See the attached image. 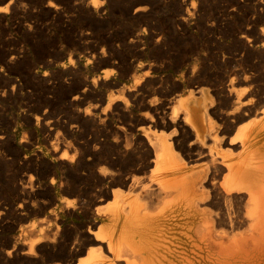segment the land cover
I'll list each match as a JSON object with an SVG mask.
<instances>
[{"label":"bare ground","instance_id":"obj_1","mask_svg":"<svg viewBox=\"0 0 264 264\" xmlns=\"http://www.w3.org/2000/svg\"><path fill=\"white\" fill-rule=\"evenodd\" d=\"M202 2L135 0L127 21L140 31L118 37V46L162 58L127 66L113 45L84 60L70 52L47 74L50 89L80 84L67 101L70 115L29 103L16 144L0 130L7 190L34 193L26 172L48 199L69 184L89 193L87 179L124 188H96L92 221L70 242L57 212L47 223H0V264H46L56 251L55 264H264V83L254 74L256 63L264 69V0L222 2L207 15ZM4 3L0 13L11 0ZM96 9L86 18L98 24ZM161 9L173 12L171 32L154 27ZM100 57L116 69L98 70ZM156 85L158 100L146 103ZM168 88L182 94L171 97ZM82 96L97 103L74 106Z\"/></svg>","mask_w":264,"mask_h":264},{"label":"rangeland","instance_id":"obj_2","mask_svg":"<svg viewBox=\"0 0 264 264\" xmlns=\"http://www.w3.org/2000/svg\"><path fill=\"white\" fill-rule=\"evenodd\" d=\"M7 1L8 0H0V9L6 4L4 2ZM202 1L203 2L198 6L202 10L201 12L204 13V15H207L209 12L216 10L220 3H226L231 0ZM134 2L135 0H11L7 12L0 13V130L8 131L11 134L13 133L15 137L14 143L16 144L21 138L23 130L28 127L23 122L21 116L22 111L29 107L30 104V107L32 108L42 109V111H55L56 113H59L60 116L70 115L68 114L69 110L67 104H69L68 102L73 96L80 93V84L75 82L66 89H50L49 83H51L53 79L49 80V76H47V74H50L51 68H54V70L59 68V63L65 61L67 57L66 55L70 52L80 55L84 60L91 57L90 55H99L102 49H105L107 45H113L117 46L118 61L122 60L124 65L127 66H136L140 63H148L154 59L162 58V55L159 53L153 55L152 53L145 51L142 52L137 50V52H132L127 48L118 46L119 38L128 35L130 32L137 30L140 31V27L136 25V23L131 24L127 21L129 15L133 14V8H131V11L130 7ZM91 4H96V10H98L96 11V16L100 19H104L103 22L96 24L88 21L86 15L88 12H92V10L90 11ZM99 9H101V11ZM172 14L173 12L169 10H159L158 14L155 16L160 23L155 19L153 21L155 25L154 27L157 29L163 28L164 30L171 32L173 30V25H170L169 22L171 21ZM165 15H167V18H164ZM87 31L88 33L86 34ZM109 32H112V34H109ZM186 43L189 44L188 41ZM60 52H63L64 54H60ZM14 54L16 56L18 55L17 58L15 60H10V56ZM48 60L51 63L53 62L55 67L45 66V62ZM96 64H98V67L100 68L98 70L100 71L116 69L114 64H112L107 57H100L97 59ZM256 64L257 68L254 74L256 75L258 84H261L264 83V69L259 67L260 63ZM212 68H215V66ZM91 72L92 70L90 69V71L87 72V75L91 74ZM42 74H46L45 81L41 78ZM154 88L155 90L145 97V99H147L144 100L146 103L149 101L151 102V100L152 102L158 100L159 94H157V90L160 87L156 85ZM168 92L169 94L172 93L170 96H174V98L182 94L180 89L172 90L171 88H168ZM153 98L157 99L154 100ZM95 103H97V101L94 97L82 96L76 101L74 106L81 109L86 107L93 108L92 106L95 105ZM225 141L229 142V139L225 138ZM9 150L11 155L16 151L13 149ZM19 153L21 156L25 154L30 156L32 155V150L26 152L21 150ZM104 166L107 170L112 169L109 164H104ZM51 169H54L53 171L59 174L62 172L55 167H52ZM29 174L32 176H29ZM26 176L28 177L27 179L30 180L33 188L32 191H34V193L29 192L27 196L22 197L15 192L5 189V184L3 186L0 185V223H47L48 219L46 220L45 217L57 212L59 214V223H63L66 227L63 237L68 240V242L78 236L82 227V230H85V225L91 223L92 218L90 212L98 207V204L92 205V200L96 196V188L109 187L111 189L119 190L121 187L120 190L124 189L119 183H114L115 185L111 184L109 181L97 183L96 181L87 179L85 183L89 188L91 187L89 193L84 192L82 188L84 187L83 184L80 187V189H82L80 191L74 189L69 184L64 188H61V191L59 190L57 193L55 192L53 194V199H48L43 197L44 195L40 190L36 189L38 182L37 176H35L33 172H26L25 177ZM1 178H5L4 175H2ZM2 181L5 182L4 179ZM41 199H47L48 204L46 203L45 205H42ZM100 205L104 206L106 205V202H103ZM18 206L20 209H18V212H20V214L14 216L11 214L10 210L16 211V207ZM66 207H68L67 210ZM96 223L99 222L97 221ZM74 225L78 229H73L72 227ZM56 252H54V257L51 258L52 260L50 259V262L48 261L46 264H55L59 261Z\"/></svg>","mask_w":264,"mask_h":264},{"label":"snow or ice","instance_id":"obj_3","mask_svg":"<svg viewBox=\"0 0 264 264\" xmlns=\"http://www.w3.org/2000/svg\"><path fill=\"white\" fill-rule=\"evenodd\" d=\"M4 9H0V11H3Z\"/></svg>","mask_w":264,"mask_h":264}]
</instances>
